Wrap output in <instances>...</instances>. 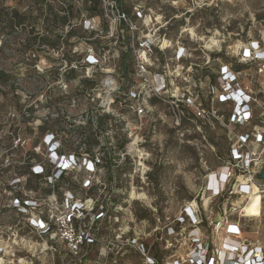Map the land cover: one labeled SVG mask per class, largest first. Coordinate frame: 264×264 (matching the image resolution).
Returning <instances> with one entry per match:
<instances>
[{"label":"built area","instance_id":"1","mask_svg":"<svg viewBox=\"0 0 264 264\" xmlns=\"http://www.w3.org/2000/svg\"><path fill=\"white\" fill-rule=\"evenodd\" d=\"M33 1L41 26L26 30L34 31L36 43L28 47L20 66L12 71L0 69L5 75L4 80L1 78L5 89L0 92V197L10 198L4 210L21 222L10 235V261L5 264H55L53 243L79 257L82 247L100 242L92 228L99 231L109 211L114 214L111 243L135 247L144 258L142 264H169L163 260L167 253L153 258L143 247L145 241L124 239L120 223L127 201L123 206L115 205L113 189L105 181L108 164L113 169V165L131 163L133 147L139 154L138 167H144L139 178L143 183L148 180L151 169L145 165L150 155L142 144L154 127L153 121L143 125L142 120L153 111V100L171 108L174 129L188 124L203 138L222 130L227 140L220 164L204 171L200 188L201 195L222 201L221 207L210 219H204L200 203L192 199L180 218L156 234H160L158 241L165 244L182 233L191 240L194 250L179 264H264V244L249 239V233L255 232H247V218L241 213L249 206L256 187L262 199L259 217L253 219L264 214V180L259 179L264 165V102L260 101L264 96V40L245 39L236 52H225L231 62L221 66L217 83L208 87L195 81V69H208L214 52L201 51L203 60L194 63L192 53L181 42L184 33L173 39L165 34L167 27L151 33L138 6L135 12L148 33L135 45L138 27L130 23L136 69V84L130 86L117 74L113 52L119 23L128 21L117 0H99L102 17L81 15L79 27L87 35L94 34L85 39L72 34L77 25L69 12V4L81 6L83 0ZM10 15L11 33L0 36V53L8 48L10 36L25 28L16 25V13ZM56 18H66L67 23L53 30L51 22ZM103 19L108 33L100 28ZM96 40L113 42L108 47L90 43ZM155 48L164 64L151 74L149 69L159 64ZM168 50H176L171 61L179 64L172 72L165 68ZM239 66L246 68L238 70ZM14 70L20 74L13 76ZM248 72L254 75L248 76ZM247 76L252 87L244 83ZM172 77L181 82V89L174 93ZM207 94L210 97L205 105L201 97ZM218 104L232 107L231 115L222 117L216 109ZM78 114L83 122L76 118ZM130 119L139 124L131 127ZM255 119L259 120L257 126ZM134 173L135 169L127 178H133ZM234 202L239 207L233 208ZM237 210L239 215L234 217ZM87 219L89 228L83 225ZM202 224L210 230L209 239H205ZM104 248L107 254L113 253L110 244ZM3 252L0 248L1 256Z\"/></svg>","mask_w":264,"mask_h":264},{"label":"rangeland","instance_id":"2","mask_svg":"<svg viewBox=\"0 0 264 264\" xmlns=\"http://www.w3.org/2000/svg\"><path fill=\"white\" fill-rule=\"evenodd\" d=\"M145 9L144 24L150 32H159L163 27L169 30L174 21H183L184 27L180 32L182 43L192 53L193 62L200 64L201 51L214 53L236 52L238 47L249 42L264 40V0H130ZM0 28L2 36L10 35L11 30L8 21L11 22V12L16 13V25L25 26L17 35L10 36L11 42L8 48L0 53V69L12 71L16 65L20 66L29 46L36 41L33 32H28L29 27H40L41 19L36 15L33 0H0ZM186 19V20H184ZM3 20V21H2ZM79 27V21H75ZM168 23V25L166 24ZM46 25V23H45ZM44 25V29H45ZM151 32V33H152ZM166 32V30H165ZM180 32L169 31L168 38H176ZM148 32L146 31L145 34ZM177 35V36H176ZM225 46V47H224ZM176 51V50H175ZM174 50L165 52L166 71H173L177 64H172L175 55ZM203 57V56H202ZM2 73V72H1ZM3 74V73H2ZM13 71V76L19 75ZM248 76L254 75L252 72ZM248 76L244 79L246 85L250 84ZM5 81L0 78V92L5 89ZM172 93L181 89V82L171 78ZM250 87L252 85L250 84ZM82 102V101H81ZM83 103L81 108H83ZM152 106V105H151ZM153 111L149 112L146 119L152 122L154 131L146 134L142 148L150 155L146 167H150L148 180L143 183L139 178L144 167H138V156L134 147L131 148V163H128L133 178H127L125 194L121 198L127 201L125 210L121 211L120 233L125 240L134 238L137 241H149L157 233L162 231L164 225L174 223L184 212V207L192 199L196 198L203 218H211V213L216 214L222 201L212 199L208 195H201L200 188L203 184V176L206 169H214L220 164V158L227 149V140L222 130L209 132L205 138L192 131V126L185 124L182 129H174V121L171 117V108L168 105L157 102ZM80 111V110H79ZM76 117L81 122L83 117ZM130 126H136L139 121L130 119ZM190 130L187 133V130ZM131 140H134V136ZM125 163V164H126ZM113 178L120 167L113 165ZM132 173V172H131ZM135 188L136 197L131 193ZM128 195V196H127ZM143 195L144 197H139ZM10 198L0 197V248L5 250L0 258L1 263L10 261L9 238L12 231H17L21 222L14 213L4 210L10 204ZM243 199L238 200L240 203ZM229 200L227 205H231ZM233 208L239 207L234 202ZM237 217L239 210L233 212ZM247 232L251 240L258 239L264 244V214L261 218L245 219ZM200 227V226H199ZM202 231L205 239H209L210 230L203 224ZM170 235L171 232H169ZM165 242L164 261L169 264H179L187 259L194 247L191 240L186 239L183 233L180 236H172ZM35 241V239H32ZM173 240V241H172ZM171 243V244H170ZM173 255V256H172Z\"/></svg>","mask_w":264,"mask_h":264},{"label":"trees","instance_id":"3","mask_svg":"<svg viewBox=\"0 0 264 264\" xmlns=\"http://www.w3.org/2000/svg\"><path fill=\"white\" fill-rule=\"evenodd\" d=\"M117 1L119 2L120 11L126 15L128 21H121L119 23V39L117 41L116 47L113 48V52L116 58L117 74L119 75V77L123 78L126 82H128L130 86H132L136 84V82L134 81L136 69L135 59L131 48L132 33L130 32V23L135 24L138 27V31L135 33L133 38L135 45H138L141 41L144 40L143 36L145 33V28L142 26V21L139 20L137 13L135 12V9L138 8V5L136 3H133L130 0ZM140 10L143 14L146 13L144 8H141ZM69 12L71 15V19H73L74 21H79L82 14H87L90 17L103 16V11L101 9L99 0H83L81 6H77L71 3L69 4ZM0 15H2L1 12ZM66 23V18H56L51 22V27L53 28V30H58L61 29V27H63ZM10 24L11 22L8 21V26H11ZM184 25L185 23L183 21H174L171 27H168L170 29L166 30L165 34H169V31L178 33L180 32L181 28L184 27ZM76 27L73 29L72 34H74L77 38L85 39L88 35L90 37H94L93 33L87 35L83 32L80 27ZM100 28L104 33L109 32V26L104 19ZM1 35L2 32L0 30V36ZM99 42L100 41L96 40L90 43L108 47L113 41L106 40L100 43ZM154 54L155 60H158L159 64H157V67L149 69V72L151 74L159 72L164 64V59L160 55L157 48L154 49ZM210 57L212 59V63L208 69H195V81L203 82L208 87L211 85L213 86L217 83L221 66L227 65L231 62V59H229L224 52L220 54H211ZM245 68L246 67L244 66H239L238 70H244ZM0 78L4 80L5 75L0 73ZM124 89L126 91L127 87H125ZM209 97L210 94H207L205 97H201L202 101L205 102V105L208 104L207 99H209ZM260 101L264 102V96H260ZM151 104L153 106H156L157 101L153 100ZM216 109L219 114L226 119L231 115L233 108L229 107L226 104H218L216 106ZM253 124L257 126L259 124V120L255 119L253 121ZM120 147L122 148L123 145H121ZM111 165L112 164H108L107 166V174L105 181L111 187V189H113L111 191V194L115 205L123 206L124 200L121 198V196L124 195L123 192H126V179L127 176L132 172V168L128 163L123 164L113 178V171L111 169ZM125 194H127V192ZM89 223L90 222L88 219L85 220L83 222L84 227L89 228ZM113 225L114 214L112 211H109L105 219L99 224V231H96V227L92 228L93 233L95 234V236L98 237L100 242L93 246L82 247L80 251V256L76 258L73 257L65 247H61L58 244L53 243L55 249V264H106L107 260L108 264H114V262H116V264H142L144 262V258L135 247L130 245L123 246L110 242V240L112 239L110 231L111 228H113ZM156 236L152 237L149 241L143 242L142 244L151 257L160 258L164 251V243L159 242L157 239L160 234ZM105 244H110V246L113 248L112 254H107L104 248Z\"/></svg>","mask_w":264,"mask_h":264},{"label":"bare ground","instance_id":"4","mask_svg":"<svg viewBox=\"0 0 264 264\" xmlns=\"http://www.w3.org/2000/svg\"><path fill=\"white\" fill-rule=\"evenodd\" d=\"M132 198L134 199L136 197V193H131ZM139 197H144L143 195H140ZM261 196L258 194V190L256 187H253V197L249 204V206H246L243 211L241 212L244 218H256L259 217V209L261 204Z\"/></svg>","mask_w":264,"mask_h":264},{"label":"water","instance_id":"5","mask_svg":"<svg viewBox=\"0 0 264 264\" xmlns=\"http://www.w3.org/2000/svg\"><path fill=\"white\" fill-rule=\"evenodd\" d=\"M260 179L264 180V165H263V169H262L261 174H260ZM217 221H218V219L215 222H217Z\"/></svg>","mask_w":264,"mask_h":264},{"label":"snow or ice","instance_id":"6","mask_svg":"<svg viewBox=\"0 0 264 264\" xmlns=\"http://www.w3.org/2000/svg\"><path fill=\"white\" fill-rule=\"evenodd\" d=\"M225 71H227V69H225ZM232 231H234V232H238L239 230L236 229V228H233Z\"/></svg>","mask_w":264,"mask_h":264}]
</instances>
